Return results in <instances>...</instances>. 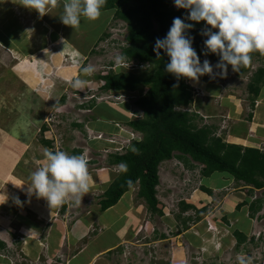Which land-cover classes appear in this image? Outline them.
<instances>
[{
  "label": "rangeland",
  "instance_id": "374dc122",
  "mask_svg": "<svg viewBox=\"0 0 264 264\" xmlns=\"http://www.w3.org/2000/svg\"><path fill=\"white\" fill-rule=\"evenodd\" d=\"M63 1L67 2V0ZM108 13L110 18L108 17L107 21L104 19L106 23H103L102 18L107 14L102 11L100 18L95 21L82 17L79 28L72 29L65 25L62 31L64 40L62 39L61 42L57 43L58 45H55L52 43L54 39H51L55 34L47 37V47L44 52L38 47L35 51L33 50L31 53H25L24 55L22 54L23 51L7 50L0 46V175H6V178L1 177L0 179V203L5 201V203L0 204V235L4 238H6V235L7 237L10 235L9 238H6L9 247L6 246L3 249L4 257L0 258V264H39L37 261H30L21 248L23 249L24 237L27 234L24 220L28 217L29 208L26 206H32L30 202H35L40 205L38 207L48 211L55 208L49 207L44 199L35 195L29 196L26 191L31 183V174L47 162L44 155L45 149L65 151L70 155H72L73 149L81 150L80 155L86 154L88 160L94 161L89 163L90 175L108 172L111 169L117 172L118 166L107 163L108 156L124 144L121 142L126 139L124 138L126 134L122 130H133L124 122L116 126L117 123L97 116L104 115L101 110L112 112L114 108L109 105L117 107V111L111 113L115 118L123 119L124 114L129 116L128 112L137 109L133 104V100L139 92H133V100L128 104H124L117 99H110L107 94L105 95L107 91L104 92L100 89L102 81L97 75L109 69L110 66L117 64L115 57L121 55L120 46L125 43L124 22L113 18L111 12ZM188 23H194L195 27L206 26L203 21L200 23L189 21ZM99 31L102 34L110 33V37L105 36L102 39V34ZM98 32L101 36L97 35ZM65 33L68 37L71 35L76 36L77 33L78 46L73 45L75 41L72 38L70 41L73 43L69 45L65 41L68 40ZM36 37L37 41L33 43L41 45L43 38ZM113 39L115 42L110 44ZM211 63L216 64L213 61ZM88 65L95 67V72L91 76L82 72V68ZM260 65H264V62L255 60L251 70L243 76H237L229 67L225 77L216 75L212 78L205 75L200 78L198 83L187 79V83L194 87L196 95L192 104L183 109L195 111L199 115L201 120H197L198 125L214 123L219 129L216 130V135L222 136L226 141L235 140L240 143L242 138L247 140L248 114L254 109L250 106L251 93L247 89V84L251 72ZM219 71V69L214 68V72L218 73ZM77 77L86 80L83 90H77L71 86L70 81ZM201 88H203V91ZM262 91H264V87H262ZM92 102L94 105L99 103L103 105L97 106L100 108L97 111L94 108L95 106L88 108L86 105ZM134 115H137V113H134ZM92 116H95V118H92ZM74 123H79L81 126H74ZM42 126H46L48 129L44 134H41ZM134 133L138 135V138L141 136L138 132ZM42 140H51V147H45ZM129 145H131V141L127 140V146ZM125 150L126 148L123 147L118 153H124ZM192 166V168L187 169L185 163L177 157L164 160L158 166L160 183L157 186V198L163 205L162 208L165 213L163 216H158L146 210L143 220L146 221V226L143 227L137 237L139 240L143 239L144 241L153 240L154 237L150 236L152 235L150 229L153 227L157 231L156 237L161 234L164 238H171L167 242H162L159 246L160 256L164 258L158 259L157 257L155 259L150 254V252L157 249L155 246H143L144 249H141L134 239L132 246H124L123 249L129 248L124 253H119L121 257L114 258L116 260L112 264H157L155 263L157 260L165 261L159 264H172L171 259L173 258L166 255L168 253L167 245L174 243V251H181L180 247L183 243H180L181 240H187L188 238L185 237V233L183 236H179L180 238L175 236L182 232L181 227L184 222H186L188 230L189 226H193L191 234L195 237H200L198 229L201 230L204 227V222H206L207 230L210 231L211 235L220 232L221 229L211 223L210 220L214 218L215 210L220 207L223 200L230 198L229 195L233 194L231 199L237 202L238 198L236 197L239 196L236 195H239L242 184L236 185L231 176H226L227 178L224 176L223 178V173L216 172L210 177H204L198 162H192ZM201 186L210 188L211 194L202 191ZM136 190L137 188L132 190L133 196H136ZM100 193V189L90 188L89 193L82 197L81 204H76L73 201L65 203L66 212L63 214H67L71 223L75 219L90 218L93 212H98L96 209L98 208L97 203ZM235 193L236 195H234ZM17 197L21 201L20 205L16 204ZM254 199H256V196H254ZM138 200V202L144 203L143 200ZM180 201L194 205L195 210L183 212L178 218ZM201 207L206 209L200 211ZM60 208L56 207L58 210L55 213L58 214L56 218L62 221L64 217L61 215L62 212L59 211ZM141 208L145 210L144 207L141 206ZM187 214L189 216H186ZM110 216H113V213ZM197 217L200 218L197 219ZM187 218L191 219L188 221ZM148 222L152 223L149 224ZM50 227L51 225H48L47 230ZM67 228L63 225L64 232L70 229V225ZM96 228L97 232L101 230L97 223L94 227H90V230L87 229L88 235L86 238L91 236L92 231L95 232ZM226 228L231 231L230 225ZM187 229H183V231ZM79 233L80 231H76V234ZM99 235L96 234V237ZM108 238L111 237L104 234L101 239L102 242L92 241L89 243V249L105 245ZM200 240L202 244H205L206 239L203 235ZM83 242H85V239ZM236 242L235 246H237ZM210 243L208 242L202 247L194 243L193 248L186 251L188 255L185 254V256L188 257L180 263L177 262L179 260H177V253H175L176 260L174 263L236 264L238 258L234 254L235 250L226 249L219 262L215 257V252H213V246L209 248ZM81 244L82 241L78 242L77 245H73L70 252H76L82 246ZM135 244L138 245L136 249L133 247ZM138 249L142 250V253L145 252L146 256L141 257L139 253L137 254L136 250ZM64 250L66 249L64 248ZM201 250L206 253L202 258ZM55 253V256L61 260L59 251L57 250ZM179 257H182V254ZM55 259L51 262L44 259L40 264H57L58 261ZM83 259H85V252L79 256L80 261ZM152 260L156 261L152 262ZM250 260L252 262L257 260L254 254L250 255ZM59 262L64 263L63 260Z\"/></svg>",
  "mask_w": 264,
  "mask_h": 264
},
{
  "label": "trees",
  "instance_id": "16d2710c",
  "mask_svg": "<svg viewBox=\"0 0 264 264\" xmlns=\"http://www.w3.org/2000/svg\"><path fill=\"white\" fill-rule=\"evenodd\" d=\"M102 11L111 12L113 18L124 22L126 33L125 43L120 46L121 55L126 58L125 62L133 63L134 66L132 70L117 66L97 75L102 81L100 89L119 94L138 91L139 94L133 104L142 113L138 118L126 115L127 117L122 119L141 136L133 139L124 153L114 152L108 156V164L124 163L127 165V171L121 172L119 169L116 177L99 194L97 203L99 210L103 212L116 204L125 192L137 188L136 198L144 201L151 214L162 216L163 205L157 198L156 189L159 184L158 166L162 161L172 157H177L190 167H193L192 162H198L204 177H210L216 172L223 173V178L231 176L236 185L244 186L248 196L253 194L254 188H264V150L225 141L222 136L216 135L217 126L214 124L198 125L197 120H201L199 115L195 111L183 109L194 101L193 86L187 83L186 78L177 80L173 74L166 72L165 66L170 60L163 50H160L159 57L153 51L155 41L166 37L174 18H185L187 11L176 9L172 0H107ZM205 27H194L191 31V35L195 37L193 47L200 55L201 62L208 59L217 63L219 61L217 55L203 54L206 51L203 42L207 37L200 33ZM105 36L110 37V33H103L101 38ZM113 42L114 39L110 44ZM251 55V64L242 66L239 72L234 71L237 76L247 74L255 60L264 62V54L254 52ZM262 87L264 65L251 72L247 84V89L251 93L252 108ZM86 105L88 108L95 106L93 102ZM74 124L77 127L81 126L79 123ZM47 130L46 126H42L41 134ZM42 143L45 147L52 145L51 140H42ZM80 153L81 150L73 149L71 154ZM200 189L211 194L208 187L201 186ZM262 202V197H257L250 203L251 216ZM64 208L65 204L59 211H64ZM179 208L178 218L189 209L195 210L194 205L185 201H180ZM202 209L206 208L201 207L200 211ZM187 219L189 221L191 218ZM224 221L226 225H230L226 219ZM181 228V231L188 228L186 222ZM232 234L238 248L246 238L238 230H234ZM5 247L6 244L0 241V249Z\"/></svg>",
  "mask_w": 264,
  "mask_h": 264
},
{
  "label": "crops",
  "instance_id": "0c3cea01",
  "mask_svg": "<svg viewBox=\"0 0 264 264\" xmlns=\"http://www.w3.org/2000/svg\"><path fill=\"white\" fill-rule=\"evenodd\" d=\"M64 3L66 2L60 0V4L57 7L53 8L49 12V14L44 15L43 17L39 16V14L34 10H29L23 7L22 0H6L5 3L0 4V46L7 50L11 49L19 50L20 52L23 51L24 53L22 54L25 55V53L29 54L33 50L35 51V49H37L38 47V49L41 48L40 50L44 52L47 47V37H51V35L53 36V34L55 35L51 39H54L52 43H54L55 45L58 42H61L62 39L64 40V38L62 37V31L64 30L65 25L61 22L60 19L63 14ZM105 13L107 14V16H103V21L104 19L105 21H107L110 15L108 11H105ZM105 21L103 23H106ZM99 32L97 33V35L101 36L102 33L100 32V34ZM75 35L76 36L71 35L68 37L66 34L65 36H67L68 40L66 39L65 41L68 42L69 45H72L73 42L70 41V39L72 38L75 41L73 45L78 46V34L76 33ZM36 36H38L39 39L43 38V42L41 43V45L34 44V41H37ZM201 90L203 91V88H201ZM100 105L103 104H95L94 108L98 111V109L100 108H98L97 106ZM109 106L114 108L113 111H117V107H115V105ZM101 111L104 113V115H98V118H104V120L111 121L115 124L117 123L116 126H118L119 123L123 122L122 119H118L112 116L111 113L113 111ZM124 115L126 116V114ZM248 120V128L246 132L247 140H243L242 138V141L240 143L235 140L230 141V143H238L246 147H257L261 150H264V91L261 90L260 94L257 96L254 109L251 112V117L248 116ZM217 130L219 129L217 128ZM186 167L187 169L190 168V166ZM1 175L0 179L1 177L6 178L5 174ZM116 175L117 172L113 171L112 169L108 172L100 174H91L89 180L90 188L93 187L96 189H100L102 193L104 189L107 188V186L116 177ZM132 190L125 192L116 204L107 208L103 212L98 209L99 205L97 204L98 208L96 209V211L98 212H93L90 218L85 217L82 220L75 219L73 223L68 220L69 217H67V214H63L66 212V208L61 213L64 219L62 218V221H60L56 218L58 216V214L55 213L56 210H58L56 209V207L54 208V210L48 211L42 209V207H38L40 205H38L37 203L30 202L32 206H26L27 208H29V211L28 217L24 220V226H26L27 228V234L24 237L25 239L22 245L23 249L21 248L22 252L26 256H28V259L30 261H37V263L39 264L42 263L44 259L48 260L49 262L55 259L57 257L55 256V252L57 250L59 251V256H61V260L59 259V257L55 259L56 261H58L57 264H112L116 260H114V258L118 256L121 257L119 253H124V251L129 247H127L126 249L123 248H125L126 246H132V241H134L135 239L136 243L138 242L141 249H144L142 248L143 246H155L157 249L153 250V252H150L151 256H153L155 259L157 257L158 259L164 258L163 256H160L161 251L159 249V246L162 242H167V240H170L171 238H164L161 234L156 237L157 231L153 227L150 229V232L152 233V235L150 236L154 237L153 240L144 241L143 239L139 240V238L137 237V235L143 230V227L146 226V221L143 220L146 215L147 207L144 203L138 202L139 200L136 198V196H133ZM239 192V195H236V193L234 194L236 196H239L236 197L238 198L237 202L234 201V199H231L233 198V194H231L232 196L229 195L230 198H225L226 200H223L219 208H216V210L214 209V218L211 219L210 222L221 229L219 233L211 235L209 233L210 231L207 230L206 222H204V227L201 230L198 229L200 237H202L203 235V237L206 239L205 244H202L199 236L195 237L191 234L193 226H189V230H182L180 234H177L175 236H183V234L185 233L184 235L188 239H182L181 242L179 240L180 243L183 242L180 247L181 251H174V243L168 244L169 246L167 245L168 253L166 255H170V257L174 259H171L172 264H175V253H177V260H179L177 262L180 263L181 261H185L184 259L188 257L185 256V254L188 255L186 251H190V249L193 248L194 243H197L200 247H202L208 242H211L209 244V248L213 246V252H215V257L219 262L222 259L223 252L226 251V249H230V251L235 250L234 254L238 258L236 264H239L240 257H244L247 261V264H264V188H254L253 194L250 196L246 194L244 186L241 187V191ZM126 194H128V196H126ZM254 196H256V198L262 197L263 202L260 205L258 204L254 215L251 216L249 214V205L253 201ZM141 206L144 207L145 210H143ZM111 213H113V216H110ZM163 213H165L164 210ZM225 219L230 223L231 231L227 230L226 227L229 226L224 223ZM95 223H97L101 227V230L97 232L96 228V233L92 231L93 234L86 238V236L88 235L87 229H89L90 227H94ZM148 223L151 224L152 222ZM62 224L66 226V229H68L67 226L70 225V229L64 232ZM48 225H51L49 230H47ZM234 230L240 231L246 238L244 243L240 244L238 248H236L235 246L236 239L232 234ZM76 231H80V233L76 234ZM187 231L188 235L186 236ZM225 231H227L228 233ZM257 232H259L258 235L256 234ZM96 234L100 235L96 237ZM104 234L111 237L107 239L108 242L105 245L99 246L98 248L89 249V243H91L92 241L102 242L101 239ZM9 236L10 235H8L7 237L6 235V238H9ZM6 238L0 235V241L4 242L6 246L9 247V242L6 240ZM84 239L85 242H83ZM80 241H82V246L78 248L76 252L74 251L73 253H71L70 249L73 247V245H77V243ZM136 245L137 244L133 246L135 247V249L138 248V245ZM64 248L66 250H64ZM116 248L118 250H115ZM5 251L7 252V250ZM141 251L139 249L136 250L137 254L139 253L141 257L146 256L144 254L145 252L142 253ZM84 252L85 259L80 261L79 256L84 254ZM203 252L204 251L201 250V258L206 255V253ZM3 253L4 250L0 249V258L4 257ZM250 253L254 254L257 260L252 262V260H250ZM181 254L182 257H179ZM5 257L7 258L8 256ZM62 260L64 261V263L59 262ZM48 261H46V263H48ZM154 261L152 260V262ZM161 262L165 261L157 260L155 263L159 264Z\"/></svg>",
  "mask_w": 264,
  "mask_h": 264
},
{
  "label": "clouds",
  "instance_id": "9594fccd",
  "mask_svg": "<svg viewBox=\"0 0 264 264\" xmlns=\"http://www.w3.org/2000/svg\"><path fill=\"white\" fill-rule=\"evenodd\" d=\"M5 2L6 0H0V4ZM172 2L176 9L186 10L187 16L174 18L166 37L155 41L153 51L159 57L160 50H163L169 57L170 62L166 64L165 70L173 74L177 80L186 78L198 83L205 75L212 78L216 75L225 77L229 66L233 71L239 72L242 66L251 64L252 53L264 54V0H172ZM59 4L60 0H22L23 7L34 10L41 17L49 14ZM106 4L107 0H67L63 4L61 22L72 29L79 28L82 17L90 21L99 19ZM185 20L205 22L206 27L200 33L207 37L203 42L206 49L203 54L217 55L219 61L215 65L208 59L201 62L200 55L193 47L195 37L191 35L195 24L187 23ZM214 29L217 31H213ZM125 60L123 55H117L115 62L118 65L114 64L109 68L121 66L127 69ZM214 68L220 71L216 73ZM82 72L91 76L95 72V67L85 66ZM70 83L73 88L83 90L86 80L77 77ZM108 93L119 94L110 91L105 95ZM121 93L128 98L123 101L124 104L133 100V93ZM129 113L132 116L134 113L142 112L137 107ZM125 134L124 138H127L129 135L126 132ZM44 155L47 162L31 174L27 194L46 200L49 207H61L69 201L81 204L82 197L90 191L89 163L93 160H88L86 154L70 155L65 151L48 149H45ZM117 166V172L119 169L121 172L127 171L126 164L121 163ZM16 204H21L18 197ZM239 264H247L246 259L240 257Z\"/></svg>",
  "mask_w": 264,
  "mask_h": 264
},
{
  "label": "built area",
  "instance_id": "2783aa9c",
  "mask_svg": "<svg viewBox=\"0 0 264 264\" xmlns=\"http://www.w3.org/2000/svg\"><path fill=\"white\" fill-rule=\"evenodd\" d=\"M175 7V6H174ZM176 8V7H175ZM125 65L128 67L127 69L129 70H132V67L134 66L133 63H125ZM107 97H109L110 99L111 98H114V99H117L119 102H123L125 100H127L128 98L124 95V94H118V95H115L114 93H108L107 94ZM134 115V114H133ZM136 118L138 117H141V113H138L137 115H134ZM119 126V124H118ZM122 131H125L129 136L124 139L121 143H124L123 145H120L119 146V149L116 151V152H119L120 149H123V147L125 148V146L127 147V140H131V139H135L137 138V134H135L133 131H129V130H122ZM210 228V227H209Z\"/></svg>",
  "mask_w": 264,
  "mask_h": 264
},
{
  "label": "bare ground",
  "instance_id": "6f19581e",
  "mask_svg": "<svg viewBox=\"0 0 264 264\" xmlns=\"http://www.w3.org/2000/svg\"><path fill=\"white\" fill-rule=\"evenodd\" d=\"M214 227H215V226H214ZM258 234H259V233H258ZM258 234H257V235H258Z\"/></svg>",
  "mask_w": 264,
  "mask_h": 264
}]
</instances>
